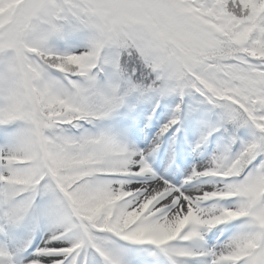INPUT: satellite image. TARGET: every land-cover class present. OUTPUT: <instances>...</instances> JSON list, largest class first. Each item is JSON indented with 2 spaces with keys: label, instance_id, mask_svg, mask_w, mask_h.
Masks as SVG:
<instances>
[{
  "label": "snow or ice",
  "instance_id": "1",
  "mask_svg": "<svg viewBox=\"0 0 264 264\" xmlns=\"http://www.w3.org/2000/svg\"><path fill=\"white\" fill-rule=\"evenodd\" d=\"M0 264H264V0H0Z\"/></svg>",
  "mask_w": 264,
  "mask_h": 264
}]
</instances>
